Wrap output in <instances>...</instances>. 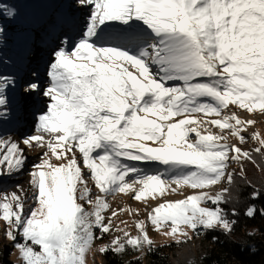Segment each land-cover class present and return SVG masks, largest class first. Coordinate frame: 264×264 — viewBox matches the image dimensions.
<instances>
[{
	"label": "snow or ice",
	"instance_id": "obj_1",
	"mask_svg": "<svg viewBox=\"0 0 264 264\" xmlns=\"http://www.w3.org/2000/svg\"><path fill=\"white\" fill-rule=\"evenodd\" d=\"M28 2L0 0V179L24 171L25 148L44 150L30 195L19 184L0 192V221L23 264H87L113 231L122 235L100 254H154L149 224L176 244L190 232L232 235L233 190L251 186L244 165H264V137L245 135L257 121L240 115H264V0H70L43 25L53 46L46 86L32 61L36 22L20 7ZM41 96L37 134L16 139L5 126ZM249 138L259 146L245 150ZM153 163L163 171L141 167ZM119 194L146 206L136 236L114 224L125 211L140 215L112 210ZM262 195L253 188L250 198ZM258 212L250 204L244 215Z\"/></svg>",
	"mask_w": 264,
	"mask_h": 264
},
{
	"label": "rangeland",
	"instance_id": "obj_2",
	"mask_svg": "<svg viewBox=\"0 0 264 264\" xmlns=\"http://www.w3.org/2000/svg\"><path fill=\"white\" fill-rule=\"evenodd\" d=\"M66 4H67V0H30V2H28V3L20 4V7L27 14L28 20L36 22V32L38 33V35L35 39V54L32 58V61L34 64L40 63V65H38V64L37 65L39 66L40 72L43 75V77L45 75L44 71L47 68V65L45 66V60H44V58H45L44 49L41 50L40 45H39V39H41L42 36L44 35L43 25L51 17L62 13L61 9L63 7H66ZM41 33H43L42 36H41ZM9 54H11V53H9ZM48 63L49 62H47V64ZM43 81H44L43 85L45 86V84H47L48 81H46L44 79H43ZM39 100H40V103L37 102L39 104H44L45 102H47L46 98L44 99V97H42V96L39 98ZM37 103L27 107L25 109L26 113L31 115L30 112H31L33 107L37 106ZM240 115L242 118L255 119L257 121V123L254 126L250 127L248 129V132L245 133L246 136L251 137L252 133L259 132L260 136L264 137V115H261L258 113H256V114L240 113ZM25 121L26 120H25V114H24L23 117L15 123V125H7L5 127L16 126V127L20 128V130L17 133L13 132V135L15 136L16 139H21L22 138L21 134H23L22 131H24V130L30 131L31 130V129H29L30 122H32L34 132L31 135L36 134V131H35L36 121H35L34 116H32V118L29 119L27 122H25ZM212 130L216 131V129H212ZM228 142L234 143L235 141L232 138H230ZM258 146H259L258 142L251 139V138H249V140L246 144L242 145V147L245 150H251V149H254ZM43 151L44 150L39 151V150H33V148L32 149L25 148V152H29L30 155L28 157L29 158L28 159V168H26V170H24L23 173H25L26 175H29V173L32 171V166L34 164L40 163V158L43 155ZM256 159H257V163H261V158L259 156H257ZM141 167H146L147 169H152L156 172L157 171H163V166L158 164V163H153V164H148V165L141 164ZM244 167H245L247 179H248V181L251 182V186L262 192L264 187L261 186L260 184L264 183V165H262L260 168H258L256 166L250 164V163H245ZM232 169L235 170L237 175H239L240 166L238 164H233ZM239 184H240V182L238 181L237 187L239 186ZM236 188L233 190V196H234V201L236 200V202H237L238 199H236V198H238V195L236 193ZM209 191H211L213 194H215L216 192L219 191V187H212L211 189H209ZM0 192H13V191L11 188L6 190V188H3L0 186ZM185 194H189V193H185ZM29 195H30V190H29ZM168 198L172 199V200H179V199H183L184 196L183 195H172V196H169ZM109 203L111 205L112 210L127 209L129 207L131 209H139V212H140L139 216L131 215L129 212L125 211L121 215L116 217L114 220V224L116 226L130 232L132 236L138 235V231L135 227V222L137 220L147 221V212H146L145 204L143 202L135 201L132 198V195H130V194H128V195L119 194V195L115 196L114 198H109ZM232 204H229V206H231ZM31 205H32V202H31V200H29L26 207H30ZM154 206H155L154 203L149 202L147 209L151 210V208ZM209 206H211V205H209ZM106 215L110 216L111 211H109ZM121 221H125L126 223H121ZM115 235H122V233H116L115 231H113L111 234H107L104 237L102 242L98 241L96 243V245L92 249L91 254H89L87 257V264H105V261L103 259V255L100 254L97 249L101 246V243L102 244L110 243V241L114 238ZM149 235L154 240L155 245L173 244L174 246L177 247L176 251L171 256V264H175V258L177 256V252L180 249L191 248V250H190L191 260L189 261V263H184V264H199L201 255L204 254V251H205V246L201 241L202 236H200V233L196 234V233L190 232L191 239L189 242L176 244V243H174V238L165 237L163 234L157 233L156 231H154L152 229L151 225L149 224ZM0 241L3 244V248H5L4 250L6 251V256L4 257L6 262H9V264H23L22 259L20 258V253H19L18 249H16L14 247V242L12 240L6 238L5 224L3 221H0Z\"/></svg>",
	"mask_w": 264,
	"mask_h": 264
},
{
	"label": "trees",
	"instance_id": "obj_3",
	"mask_svg": "<svg viewBox=\"0 0 264 264\" xmlns=\"http://www.w3.org/2000/svg\"><path fill=\"white\" fill-rule=\"evenodd\" d=\"M264 187V183L260 184ZM253 187L240 182L236 188L238 201H234L228 209L236 208L239 215L234 217L238 222L232 235L222 232H201L202 243L205 246L199 264H264V215L259 212L254 218L244 215L250 204H255L258 210L264 209V195L252 200L250 194ZM264 193V188L262 190ZM231 207V208H230ZM254 233L249 235V233ZM0 241V264H9L5 261L6 251ZM177 247L173 244L155 245L154 254L130 253L123 257L111 253L103 255L105 264H127L144 256L143 264H171V256Z\"/></svg>",
	"mask_w": 264,
	"mask_h": 264
},
{
	"label": "bare ground",
	"instance_id": "obj_4",
	"mask_svg": "<svg viewBox=\"0 0 264 264\" xmlns=\"http://www.w3.org/2000/svg\"><path fill=\"white\" fill-rule=\"evenodd\" d=\"M70 2V0H67V4ZM67 4H66V7H63L62 9H61V12L63 13V12H68V11H70L69 9H68V7H67ZM81 16V13H76V17H77V19H79V17ZM111 23H114V22H111ZM111 31H118V29H116V28H113V29H111ZM38 65H40V63H37ZM44 77H43V75L41 74V77H42V82H43V84H44V81H43V79L44 80H46V81H48V77H47V71H44ZM47 84H45V86H46ZM45 99V98H44ZM43 100V99H42ZM39 103H40V100H39ZM39 103H37V106L36 107H33L32 108V110H31V115L32 116H34L33 114L34 113H38L39 111H43V110H45V108H46V103L47 102H45L44 104H39ZM230 107H232V106H230ZM25 122H27L29 119H31L32 118V116L31 115H29V114H27L26 113V111H25ZM14 128L16 129L14 132L15 133H17L19 130H20V128H18V127H16V126H14ZM29 129H31L30 131H26V130H24V131H22L23 132V135H31L33 132H34V130H33V123L32 122H30V127H29ZM37 134V133H36ZM33 150H39V151H42L43 149H39V148H33ZM25 155H26V157H27V163H26V166H25V169L24 170H26V168H28V157H29V155H30V153L29 152H25ZM148 165V164H147ZM149 172H156V171H154V170H152V169H147ZM24 172V171H23ZM20 173V174H17V175H15L14 177H12L11 179H0V186L1 187H3V188H6V190L7 189H12V191H16L17 189H16V185L17 184H19L20 186H22L25 190H30V184H29V181H30V176L29 175H26L25 173ZM91 186V185H90ZM93 190H94V195H95V193L97 192V190L94 188V186H93ZM130 195H132V194H130ZM190 250H191V248H184V249H180L178 252H177V256H176V258H175V264H184V263H189V261L191 260V252H190Z\"/></svg>",
	"mask_w": 264,
	"mask_h": 264
}]
</instances>
